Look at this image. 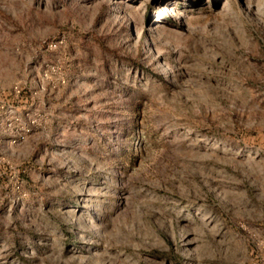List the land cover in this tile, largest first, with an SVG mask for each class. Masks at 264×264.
I'll use <instances>...</instances> for the list:
<instances>
[{
  "label": "rangeland",
  "instance_id": "obj_1",
  "mask_svg": "<svg viewBox=\"0 0 264 264\" xmlns=\"http://www.w3.org/2000/svg\"><path fill=\"white\" fill-rule=\"evenodd\" d=\"M0 81V264H264V0H0Z\"/></svg>",
  "mask_w": 264,
  "mask_h": 264
},
{
  "label": "built area",
  "instance_id": "obj_2",
  "mask_svg": "<svg viewBox=\"0 0 264 264\" xmlns=\"http://www.w3.org/2000/svg\"><path fill=\"white\" fill-rule=\"evenodd\" d=\"M65 45V37L57 36L53 40L42 43V49L45 51H55ZM59 73V66L44 65L39 79L34 82L32 88L27 89L30 100L38 98L46 92V89L55 88L56 84H63L64 79H58V83L51 80L50 75ZM24 88L19 84H12L5 87L0 81V135L7 143L16 146L24 143L31 135L41 132L45 129V118L38 114L26 115L22 118L17 110V104L21 101Z\"/></svg>",
  "mask_w": 264,
  "mask_h": 264
},
{
  "label": "bare ground",
  "instance_id": "obj_3",
  "mask_svg": "<svg viewBox=\"0 0 264 264\" xmlns=\"http://www.w3.org/2000/svg\"><path fill=\"white\" fill-rule=\"evenodd\" d=\"M173 14V13H172ZM84 197V196H83Z\"/></svg>",
  "mask_w": 264,
  "mask_h": 264
}]
</instances>
